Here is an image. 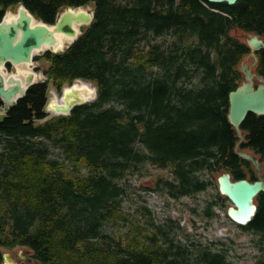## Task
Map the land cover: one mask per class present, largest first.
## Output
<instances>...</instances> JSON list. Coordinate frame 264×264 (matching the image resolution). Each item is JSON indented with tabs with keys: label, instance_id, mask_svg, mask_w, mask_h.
<instances>
[{
	"label": "trees",
	"instance_id": "trees-1",
	"mask_svg": "<svg viewBox=\"0 0 264 264\" xmlns=\"http://www.w3.org/2000/svg\"><path fill=\"white\" fill-rule=\"evenodd\" d=\"M20 3L49 24L68 6H92L93 18L64 51L33 56L48 63L45 80L0 117V264L17 246L38 264H231L224 250L182 244L171 220L120 238L103 226L123 217L118 179L145 162L170 169L173 179L160 182L173 197L206 189L202 172L256 180L237 149L257 158L264 178V114L249 112L239 131L228 119L251 55L231 31L264 37V0H0V19ZM254 53L264 77V47ZM77 78L93 82L96 97L48 117L50 87L59 93ZM227 201L218 191L206 214ZM255 203L237 225L264 237V191Z\"/></svg>",
	"mask_w": 264,
	"mask_h": 264
},
{
	"label": "water",
	"instance_id": "water-1",
	"mask_svg": "<svg viewBox=\"0 0 264 264\" xmlns=\"http://www.w3.org/2000/svg\"><path fill=\"white\" fill-rule=\"evenodd\" d=\"M208 1L234 4L237 0ZM7 13L8 11L0 20V99L3 102V107H0V117L4 116L9 106L13 105L19 97L24 95L31 84L41 82L34 81L35 75L33 72H26L24 80L14 74L5 77V66L7 64L17 66L31 63L34 56L33 53L43 48H47L46 50L51 52L64 51L81 33V26H87L93 18L92 6H68L57 14L54 24L37 19L21 3L17 5L16 18L9 21L6 20ZM57 34L73 37V40L66 44L65 49H58ZM246 41L251 48L253 62L251 65L247 63L240 65L244 80L229 93L228 119L238 131L240 124L249 112L258 115L264 114V77L252 70V66L257 61L254 52L264 47V40L256 33H248ZM255 79L258 81L256 85L254 84ZM75 84L77 83L74 82L71 86L63 88L61 101L50 97L49 89L43 110L47 113L53 112L57 115H67L75 105L88 102L96 97L95 85L89 87L86 82L79 85L81 89H77L74 87ZM237 153L255 166L257 179L252 182L244 178L232 180L231 175L228 172H224L217 178V181L220 193L225 195L232 203L227 208L228 217L237 224L245 225L251 221L257 210L255 196L259 192L264 191V178L261 174L262 165L258 163L254 155L239 150H237ZM2 252V264H17L13 255L3 250ZM18 257L26 261L30 259L20 254Z\"/></svg>",
	"mask_w": 264,
	"mask_h": 264
},
{
	"label": "rangeland",
	"instance_id": "rangeland-1",
	"mask_svg": "<svg viewBox=\"0 0 264 264\" xmlns=\"http://www.w3.org/2000/svg\"><path fill=\"white\" fill-rule=\"evenodd\" d=\"M16 9H8L9 14L14 15ZM231 34L241 40H245L247 32L233 29ZM73 39V38H72ZM167 38H157L163 41ZM264 40V37H262ZM66 45L63 47L65 49ZM47 48L37 50L33 55H40ZM253 58L249 55L243 59L244 63L251 65ZM48 63L44 60H32L29 64L17 66H5V77L14 74L24 80L26 72H33L34 81H42L46 78L43 69ZM39 67V68H37ZM254 69V67H253ZM195 78L192 80L194 83ZM78 85L85 81H75ZM257 84L258 81L254 80ZM92 87V82H87ZM190 82H188V85ZM61 92H57L53 86L50 87V97L61 101ZM49 117L57 115L49 112ZM51 155L62 159L57 148L51 147ZM221 172H202V178L207 179L210 185L206 189L194 192L192 195L173 197L166 188H163L161 180H171L173 176L169 168H159L145 162L139 168L125 174L118 179L123 192L121 195V213L123 215L118 221H107L103 226L105 233L117 238L123 237L135 225L140 224L145 229H153V225H162L171 220L178 224L177 239L182 244L190 247L224 250L231 264H263L264 260V237L260 234L240 228L226 213V208L232 203L225 202L223 208L217 205L211 207L212 214H206L205 210L210 201L216 198L218 192L217 177ZM149 221L153 222V225ZM17 258V255L31 258L29 261L18 259L17 264H38L31 257V250L24 246H17L10 250L3 249ZM27 251V252H24Z\"/></svg>",
	"mask_w": 264,
	"mask_h": 264
},
{
	"label": "bare ground",
	"instance_id": "bare-ground-1",
	"mask_svg": "<svg viewBox=\"0 0 264 264\" xmlns=\"http://www.w3.org/2000/svg\"><path fill=\"white\" fill-rule=\"evenodd\" d=\"M10 12L7 13L6 15V20H10V19H14L17 17V14L13 13L14 15L9 14ZM58 37V49H63V47L67 44L70 43L73 39V37H67L63 34H57ZM29 64V63H28ZM74 87H76L77 89H81V86H79L78 84H75Z\"/></svg>",
	"mask_w": 264,
	"mask_h": 264
},
{
	"label": "flooded vegetation",
	"instance_id": "flooded-vegetation-1",
	"mask_svg": "<svg viewBox=\"0 0 264 264\" xmlns=\"http://www.w3.org/2000/svg\"><path fill=\"white\" fill-rule=\"evenodd\" d=\"M10 67V66H9ZM28 258V257H27ZM18 259H20L19 257H18V255H17V258H16V260L18 261ZM20 260H22V259H20Z\"/></svg>",
	"mask_w": 264,
	"mask_h": 264
}]
</instances>
